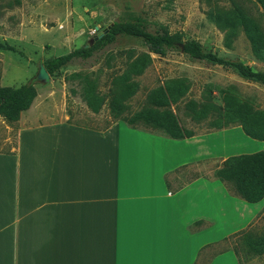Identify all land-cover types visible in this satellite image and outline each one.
Masks as SVG:
<instances>
[{
	"label": "crops",
	"instance_id": "0c3cea01",
	"mask_svg": "<svg viewBox=\"0 0 264 264\" xmlns=\"http://www.w3.org/2000/svg\"><path fill=\"white\" fill-rule=\"evenodd\" d=\"M51 3L39 13L57 22L35 29L37 44L52 43L45 29L59 23ZM37 91L16 121L15 146L0 149V264H236L230 250L208 259L210 244L246 229L264 199L244 200L215 172L264 141L239 124L173 138L124 120L105 130L27 122ZM207 161L210 174L183 181L184 170Z\"/></svg>",
	"mask_w": 264,
	"mask_h": 264
},
{
	"label": "rangeland",
	"instance_id": "374dc122",
	"mask_svg": "<svg viewBox=\"0 0 264 264\" xmlns=\"http://www.w3.org/2000/svg\"><path fill=\"white\" fill-rule=\"evenodd\" d=\"M46 1L48 0H0V85L16 87L34 79L39 89L34 109L23 117L27 122L37 117V123L65 120L105 130L120 120L114 118L111 110L112 88L115 78L126 67V55L150 52L141 39L119 37L98 62L90 60L70 64L57 75L50 76L48 81L38 80L37 74L43 60L52 57L54 49L62 51L73 43V49L80 47L97 34L96 26H109L130 15L146 19L151 30L158 25H165L172 33L182 32L185 41H199L206 51H216L221 56L241 60L256 70L264 71V61L253 54L245 32L241 30L234 39L228 41L226 32L219 29L208 14L214 7L230 8L237 2L264 28V10L256 0H71L70 7L69 0H63L64 7L60 0H53L50 4L51 13L60 14L59 23L50 30L45 29L52 34V43L37 44L33 40L35 29L51 27L57 22V16L39 13L40 6ZM42 8L47 6L44 4ZM69 29L71 39L65 40L63 36ZM109 53L115 56L111 63L107 61ZM122 54L125 57H121ZM151 55L152 65L136 77L140 89L126 101L128 109L125 116L131 117L139 110L151 106L148 93L174 79H184L189 88L171 108L181 124L194 133L217 129V122L222 121L224 116L221 113H210L205 118L196 119L188 109L190 103L198 102L200 109L201 105L212 102L213 106L223 110V90L231 86L236 88V93L251 99L258 108L264 109V85L241 77L233 69L206 60H194L180 50L168 51L164 56L155 53ZM77 72L90 74L105 95V104L99 113L93 112L83 99L81 81L74 77ZM210 110L215 111L212 107ZM235 124L237 123L229 126ZM138 127L165 133L161 129L142 124ZM17 128V122L0 117V149L10 150L15 146ZM214 165L213 161H207L196 165V171L193 170L194 167L184 170L183 181L195 175L210 174ZM245 233L264 236V201L261 212L246 229L230 234L221 242L210 244L208 259L230 250L236 254V264H264V252L257 253L253 250L245 240Z\"/></svg>",
	"mask_w": 264,
	"mask_h": 264
},
{
	"label": "trees",
	"instance_id": "16d2710c",
	"mask_svg": "<svg viewBox=\"0 0 264 264\" xmlns=\"http://www.w3.org/2000/svg\"><path fill=\"white\" fill-rule=\"evenodd\" d=\"M256 1L264 10V0ZM208 14L215 25L226 32L228 41L234 39L243 30L251 43L253 54L264 61V28L241 4L234 2L230 8L214 7ZM148 25L146 19L136 15L119 19L110 24L89 47L84 44L68 53L46 58L42 64L50 76H55L70 64L90 60L98 62L119 37L132 36L141 39L150 52L137 55L129 53L126 57L124 54L121 55L125 57L126 67L115 78V85L111 92V110L114 118L124 120L135 128H139V124H142L146 127L161 129L173 138H185L195 134L181 124L171 108L188 91L189 86L184 79H174L166 82L165 86L151 90L147 96L151 106L139 110L131 117L125 116L128 109L126 101L136 95L140 89V83L136 77L142 75L153 63L151 53L164 56L168 51L180 50L194 60H206L222 65L227 69H233L247 80L264 85V71L256 70L241 60L221 56L216 51H206L199 41H185L182 32L172 33L165 25H158L154 30H151ZM114 58L115 56L109 53L108 63H111ZM74 77L81 81L82 96L88 107L93 112L99 113L106 99L96 79L83 72H77ZM35 83L33 79L16 87L0 85V116L10 122L18 121L22 112L32 106L38 95ZM223 91L225 92L224 112L221 108L213 106L212 102L203 104L198 109L200 104L192 101L188 109L193 117L202 119L210 113H221L224 119L217 122L218 129L237 123L248 136L264 141V109L258 108L251 99L236 93L234 86ZM211 107L215 111L210 110ZM215 175L244 200L251 203L263 200L264 150L229 156L216 170ZM245 240L257 253L264 252V236L257 237L245 233Z\"/></svg>",
	"mask_w": 264,
	"mask_h": 264
},
{
	"label": "water",
	"instance_id": "95a60500",
	"mask_svg": "<svg viewBox=\"0 0 264 264\" xmlns=\"http://www.w3.org/2000/svg\"><path fill=\"white\" fill-rule=\"evenodd\" d=\"M108 26L106 25H103V26H96V31H97V36L95 38H93L91 40L90 43H86L85 46L86 47H89L91 44H93L95 42V39L98 37V36H101L107 29ZM37 78L38 80L40 81H48L50 79V74L49 72L47 71L46 67L44 66V64H41L40 65V68H39V72L37 74Z\"/></svg>",
	"mask_w": 264,
	"mask_h": 264
}]
</instances>
